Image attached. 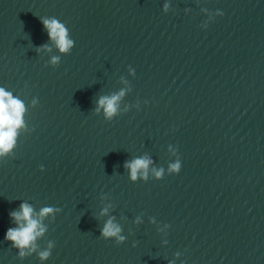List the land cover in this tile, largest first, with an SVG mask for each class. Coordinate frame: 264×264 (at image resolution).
I'll list each match as a JSON object with an SVG mask.
<instances>
[{
    "label": "water",
    "instance_id": "95a60500",
    "mask_svg": "<svg viewBox=\"0 0 264 264\" xmlns=\"http://www.w3.org/2000/svg\"><path fill=\"white\" fill-rule=\"evenodd\" d=\"M0 87L25 106L0 156V264H264V0H0ZM121 90L111 121L94 111ZM21 203L46 229L24 257L5 240Z\"/></svg>",
    "mask_w": 264,
    "mask_h": 264
},
{
    "label": "clouds",
    "instance_id": "9594fccd",
    "mask_svg": "<svg viewBox=\"0 0 264 264\" xmlns=\"http://www.w3.org/2000/svg\"><path fill=\"white\" fill-rule=\"evenodd\" d=\"M167 7V6H166ZM44 29L47 31L48 39L53 41L58 47L61 53H70L73 45V40L69 38L68 29L58 19H42ZM41 49H48V45H41L37 51ZM60 57H53L52 63L56 64ZM124 90H121L118 94H112L110 96H100L94 111L99 113L101 109L104 111L105 119L111 121L115 116L119 114V101L124 96ZM25 112L24 103L12 96L11 93L5 91L0 87V156L8 154L13 149L16 143V130L23 124V114ZM151 164V160L147 157L136 158L131 161H126L124 167L130 171L131 180L135 181L138 175L144 179L148 177V168ZM43 171V166L40 168ZM181 170V161H177L170 165L169 171L178 174ZM157 178L161 177L162 171L152 170ZM19 211H11L9 217L17 225L16 227H10L5 234V240L10 241L13 248L19 249V256L24 257L27 253L23 251L25 248H29L32 245L30 251H35V245L33 242L38 236H41L45 232V228L41 225L40 220L34 218L33 208L28 203H21L19 205ZM55 210L52 207H44L41 209L39 216L43 218L48 214H52ZM107 213V209H103L101 214ZM114 218H110L101 230L100 235L105 240H112L117 245L122 244L125 241V237L121 235V227L113 222ZM138 222V221H137ZM133 246H135L133 244ZM51 248V245H49ZM49 251L41 252L40 258L46 259L49 256Z\"/></svg>",
    "mask_w": 264,
    "mask_h": 264
}]
</instances>
